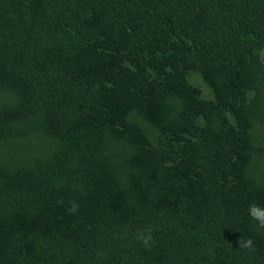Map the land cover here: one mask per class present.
I'll return each mask as SVG.
<instances>
[{
    "label": "trees",
    "instance_id": "obj_1",
    "mask_svg": "<svg viewBox=\"0 0 264 264\" xmlns=\"http://www.w3.org/2000/svg\"><path fill=\"white\" fill-rule=\"evenodd\" d=\"M261 52L264 0H0V264H264Z\"/></svg>",
    "mask_w": 264,
    "mask_h": 264
},
{
    "label": "clouds",
    "instance_id": "obj_2",
    "mask_svg": "<svg viewBox=\"0 0 264 264\" xmlns=\"http://www.w3.org/2000/svg\"><path fill=\"white\" fill-rule=\"evenodd\" d=\"M261 61L264 62V52H261ZM79 205L76 204L75 202L72 203V207L70 209L71 212H75L78 209ZM248 215L249 217L256 221L257 226L259 228H264V208L259 206L256 203L250 204L248 207ZM135 238L142 242L145 247H148L150 242L152 241V236L150 234V230H141ZM240 246L243 248H252L253 245V240L252 239H247V240H240Z\"/></svg>",
    "mask_w": 264,
    "mask_h": 264
}]
</instances>
